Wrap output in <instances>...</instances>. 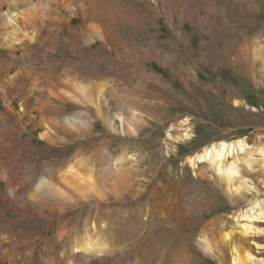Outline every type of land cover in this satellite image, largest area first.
Returning <instances> with one entry per match:
<instances>
[{
    "label": "rangeland",
    "instance_id": "rangeland-1",
    "mask_svg": "<svg viewBox=\"0 0 264 264\" xmlns=\"http://www.w3.org/2000/svg\"><path fill=\"white\" fill-rule=\"evenodd\" d=\"M117 1L122 12L138 10L141 3ZM147 1L156 21L142 34L137 54L127 44L121 63L130 66L135 55L144 57L140 63L157 79L135 80L128 86L120 76L116 87L108 84V106L125 117L115 122L117 130L92 114L89 120H73L81 129L74 130L70 141L96 142L94 166L102 175L104 193L102 198H88L86 222L76 229L93 237L103 252L88 253L80 260L83 264H160L143 255L126 259V254L161 249L175 254L171 258L181 264H233L225 234L234 231V239L254 256V263H264V0ZM79 25L80 20H75L74 26ZM170 40L181 48L179 54L164 51L178 65L176 71L151 55L160 43ZM251 51H256L257 59ZM108 57H103L104 63ZM105 80L109 82L110 76ZM145 101L153 108L139 110ZM133 111L147 120H135ZM35 137L40 138V133ZM242 139L248 146L240 156L252 154L254 164L243 173L246 189L234 196L215 180L208 162L199 163L195 171L189 159L212 144ZM60 156L58 152L56 157ZM147 156L155 157L157 164L143 165ZM157 166L170 176L169 186L156 177ZM117 172L124 183H119L116 193L111 180ZM254 202L259 203L256 211ZM75 237L67 241L62 256L79 253L73 245ZM206 237L212 242L211 251L203 247ZM169 258H162L164 264H175Z\"/></svg>",
    "mask_w": 264,
    "mask_h": 264
},
{
    "label": "bare ground",
    "instance_id": "bare-ground-1",
    "mask_svg": "<svg viewBox=\"0 0 264 264\" xmlns=\"http://www.w3.org/2000/svg\"><path fill=\"white\" fill-rule=\"evenodd\" d=\"M140 2L138 10L122 12L117 0H0V264H83L81 257L103 252L93 237L76 231L86 222L88 198L104 196L102 175L94 166L96 142H72L70 136L81 129L73 120H89L88 114L117 130L115 122L125 117L108 106L106 92L108 84L118 85V77L124 76L128 86L157 77L148 74L140 63L146 58L139 55L130 66L121 63L129 44L135 54L139 52L138 41L156 21L152 4ZM77 19L80 25L74 26ZM159 47L151 55L176 71L178 65L164 51L178 53L179 42L170 40ZM67 52L76 56L69 57ZM251 55L257 59L256 51ZM191 83L196 85L194 77ZM138 107L153 108L147 101ZM139 114L134 112L135 120H147ZM29 128L31 134L26 136ZM92 129H97V123ZM247 146L246 139L223 141L202 149L189 161L195 171L199 163L208 162L215 180L231 195L240 196L248 181L243 173L254 164L252 154L240 156ZM58 152L62 156L56 157ZM142 162L153 166L158 161L147 156ZM158 166L156 177L169 186L170 176ZM114 177L111 184L117 193L124 180L118 172ZM258 204L253 203V211ZM73 236L79 253L62 256ZM225 240L232 247L233 264H264L254 263V256L234 239V231L227 232ZM203 247L213 249L208 237ZM138 255L164 264L162 258L173 253L129 250L126 259ZM179 261L176 258L175 264Z\"/></svg>",
    "mask_w": 264,
    "mask_h": 264
}]
</instances>
